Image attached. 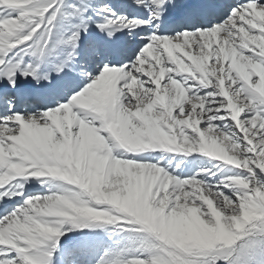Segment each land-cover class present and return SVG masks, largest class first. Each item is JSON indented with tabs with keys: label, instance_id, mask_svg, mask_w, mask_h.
I'll list each match as a JSON object with an SVG mask.
<instances>
[{
	"label": "snow or ice",
	"instance_id": "1",
	"mask_svg": "<svg viewBox=\"0 0 264 264\" xmlns=\"http://www.w3.org/2000/svg\"><path fill=\"white\" fill-rule=\"evenodd\" d=\"M33 178L65 186L24 196ZM17 196L0 264H264V0H0Z\"/></svg>",
	"mask_w": 264,
	"mask_h": 264
},
{
	"label": "rangeland",
	"instance_id": "2",
	"mask_svg": "<svg viewBox=\"0 0 264 264\" xmlns=\"http://www.w3.org/2000/svg\"><path fill=\"white\" fill-rule=\"evenodd\" d=\"M162 152V150H152V149H147L144 150L141 153L136 154L138 156V158H142V159H146V160H151L153 157L157 156V153ZM199 156V160L196 164V167H199L201 163H207L211 158L202 156L200 154H192L190 156L187 157L188 160H192L193 158ZM212 163H215L214 160H212ZM195 168L192 169V171H194ZM192 171H189L188 169L184 170V175L185 176H190L192 174ZM238 171V170H237ZM177 174H179V169L177 170ZM206 179L208 177H205ZM218 177H211V179H217ZM65 186V182L59 181V180H55V179H46L45 182L43 184H41L37 179L33 178L31 179L28 184L25 185V189H24V194L25 196L27 195H36V194H46L50 191H61L62 188ZM113 225H106L105 228L102 229H85V230H78L75 232H69L66 234V237H62L61 238V243L62 245H66L69 242V238L72 241H81L82 238V234L83 233H89L91 232L92 234H99L101 236L104 237V239H107V234L108 231L110 229H112ZM89 242L88 241H81L80 244L77 245V248L86 246ZM72 254H73V249L72 248H68L65 253L64 256L61 260V264H72ZM66 255H68V257L66 258Z\"/></svg>",
	"mask_w": 264,
	"mask_h": 264
},
{
	"label": "bare ground",
	"instance_id": "3",
	"mask_svg": "<svg viewBox=\"0 0 264 264\" xmlns=\"http://www.w3.org/2000/svg\"><path fill=\"white\" fill-rule=\"evenodd\" d=\"M23 198H24L23 196H17V197H13L11 201H9V200H7V198H5L4 202H0V214H3V209L5 207H10L12 204H14L18 201H21Z\"/></svg>",
	"mask_w": 264,
	"mask_h": 264
}]
</instances>
